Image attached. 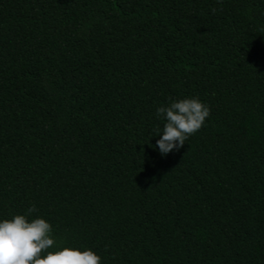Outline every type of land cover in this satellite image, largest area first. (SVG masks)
Here are the masks:
<instances>
[{
	"label": "trees",
	"instance_id": "1",
	"mask_svg": "<svg viewBox=\"0 0 264 264\" xmlns=\"http://www.w3.org/2000/svg\"><path fill=\"white\" fill-rule=\"evenodd\" d=\"M29 203L102 264H264V0H0V218Z\"/></svg>",
	"mask_w": 264,
	"mask_h": 264
},
{
	"label": "clouds",
	"instance_id": "2",
	"mask_svg": "<svg viewBox=\"0 0 264 264\" xmlns=\"http://www.w3.org/2000/svg\"><path fill=\"white\" fill-rule=\"evenodd\" d=\"M208 115L207 104L196 96L157 106L155 116L163 123L150 136H158L151 146L161 157L175 153ZM35 211V205L29 203L23 213L0 218V264H102L101 257L90 248L57 243L50 223L33 216Z\"/></svg>",
	"mask_w": 264,
	"mask_h": 264
}]
</instances>
